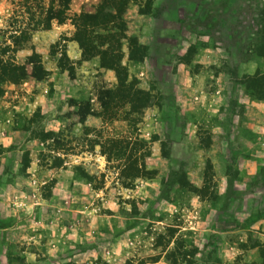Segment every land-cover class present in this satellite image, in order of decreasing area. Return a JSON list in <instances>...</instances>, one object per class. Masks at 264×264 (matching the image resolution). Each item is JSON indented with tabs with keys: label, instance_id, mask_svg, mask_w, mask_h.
Here are the masks:
<instances>
[{
	"label": "rangeland",
	"instance_id": "rangeland-1",
	"mask_svg": "<svg viewBox=\"0 0 264 264\" xmlns=\"http://www.w3.org/2000/svg\"><path fill=\"white\" fill-rule=\"evenodd\" d=\"M144 1L120 51L151 106L122 120L77 114L116 84L70 21L99 0L47 30L48 0H0V264H264V0Z\"/></svg>",
	"mask_w": 264,
	"mask_h": 264
},
{
	"label": "trees",
	"instance_id": "trees-1",
	"mask_svg": "<svg viewBox=\"0 0 264 264\" xmlns=\"http://www.w3.org/2000/svg\"><path fill=\"white\" fill-rule=\"evenodd\" d=\"M69 3L70 0H48L47 6L43 10L45 17L40 21L41 29H49L52 21L61 24L65 20ZM128 3L129 0H99L92 13L80 12L73 15L70 20L77 34L76 41L81 59L85 61L96 59L98 67L114 73L116 80L113 87L104 90L101 88L97 91L96 99L99 111L95 113L89 109L87 104H81L78 106L79 117L84 118L88 115L98 117L109 111L107 116L126 120L130 114H137L151 106L148 94L134 90L133 82L127 81L126 70L121 65L120 41L125 39L123 16ZM149 4L150 0H145L139 11H142L143 8L148 9ZM25 13L28 15V8H25ZM24 36L23 32L21 37ZM127 49L128 60L137 59L136 56L141 52L139 47L131 46L130 43L127 45ZM16 71L20 72V76L24 75V69L21 66L11 63L0 64V81L15 83L17 81L15 79ZM246 86L256 98H263L264 77L255 74L249 79ZM123 105L128 107L127 111L123 114L117 113ZM82 111H84L83 114Z\"/></svg>",
	"mask_w": 264,
	"mask_h": 264
},
{
	"label": "crops",
	"instance_id": "crops-1",
	"mask_svg": "<svg viewBox=\"0 0 264 264\" xmlns=\"http://www.w3.org/2000/svg\"><path fill=\"white\" fill-rule=\"evenodd\" d=\"M11 229V228H10ZM9 228H3V229H0V230H3L2 232H4L3 234L6 235V233L8 232V230H10Z\"/></svg>",
	"mask_w": 264,
	"mask_h": 264
}]
</instances>
